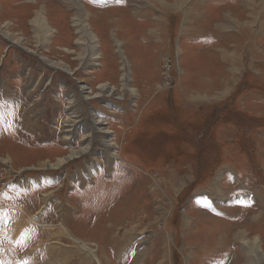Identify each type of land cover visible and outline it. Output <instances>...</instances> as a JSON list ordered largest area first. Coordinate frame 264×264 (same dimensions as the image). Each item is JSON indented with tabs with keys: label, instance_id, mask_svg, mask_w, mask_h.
<instances>
[{
	"label": "rangeland",
	"instance_id": "obj_1",
	"mask_svg": "<svg viewBox=\"0 0 264 264\" xmlns=\"http://www.w3.org/2000/svg\"><path fill=\"white\" fill-rule=\"evenodd\" d=\"M238 231L264 264V0H0V264H247Z\"/></svg>",
	"mask_w": 264,
	"mask_h": 264
},
{
	"label": "bare ground",
	"instance_id": "obj_2",
	"mask_svg": "<svg viewBox=\"0 0 264 264\" xmlns=\"http://www.w3.org/2000/svg\"><path fill=\"white\" fill-rule=\"evenodd\" d=\"M159 1V0H158ZM197 2V1H196ZM161 3V2H160ZM40 11V10H39ZM37 11L36 14H35V17H34V20H33V23L36 24L37 29L39 28V31L41 32V30H46L45 28H43V24H42V21H43V18H42V15L43 13L42 12H39ZM40 13V14H39ZM77 22L78 24L76 25H82L83 27V24H82V18H81V15L80 14H77ZM35 26V28H36ZM84 28V27H83ZM263 28V26H262ZM38 32V31H37ZM91 38V37H90ZM90 41L92 42V39H90ZM126 68L124 67L123 71H125ZM125 78H127V72H123L122 73V80L124 82ZM104 147H107L106 145H104ZM73 158V157H71ZM70 158V159H71ZM67 159V158H66ZM63 160L62 159H58V162L57 163H62ZM62 165V164H61ZM255 219V217H251V219L249 221H253ZM231 228V227H230ZM247 237V234L242 232V231H238L236 233V235H234L236 237V239L242 243L243 247H244V250L246 249L248 252H249V256L246 258V262L247 264H252V260H258L257 258V255H258V249H257V241L256 240H251V241H248L246 239ZM219 244V243H218ZM229 245V244H228ZM86 249V248H85ZM222 252V251H221ZM233 259V257H232ZM235 259V258H234ZM239 260V259H238ZM235 261V260H234ZM239 262V261H238ZM232 263V261L230 262Z\"/></svg>",
	"mask_w": 264,
	"mask_h": 264
}]
</instances>
